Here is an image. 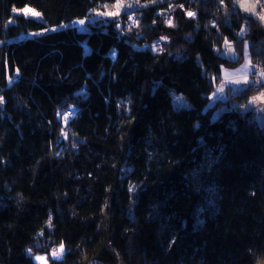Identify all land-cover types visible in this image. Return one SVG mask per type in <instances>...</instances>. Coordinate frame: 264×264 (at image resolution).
Listing matches in <instances>:
<instances>
[{
	"label": "trees",
	"instance_id": "1",
	"mask_svg": "<svg viewBox=\"0 0 264 264\" xmlns=\"http://www.w3.org/2000/svg\"><path fill=\"white\" fill-rule=\"evenodd\" d=\"M117 2L0 0V264H264V125L248 93L210 120L223 43L264 64V26L233 0Z\"/></svg>",
	"mask_w": 264,
	"mask_h": 264
},
{
	"label": "rangeland",
	"instance_id": "2",
	"mask_svg": "<svg viewBox=\"0 0 264 264\" xmlns=\"http://www.w3.org/2000/svg\"><path fill=\"white\" fill-rule=\"evenodd\" d=\"M234 2H235V4L238 6V8H239V10H240V12L242 13V14H244V15H246V16H251V15H247L246 13H244L243 11H241L242 9H240L241 8V4H240V2H246L248 5H255V8H254V14L256 13V15H254V18H256L259 22H261V24L264 26V20H261L260 19V16L261 15H264V1H257V0H233ZM129 3H132V0H130V2ZM254 3V4H253ZM120 4H121V6H120V8L119 9H117V11L119 12V11H121V9H122V7H124V3H122V2H120ZM239 4V5H238ZM26 7H24V8H21V9H18V10H16L15 11V14L16 15H21V16H25V17H28V18H33V19H35V20H38V21H43V19H42V16H41V14L39 15V17H34V16H32V15H25L24 14V12L22 11L23 9H25ZM27 8H29V7H27ZM31 9V8H30ZM33 10V9H32ZM33 11H35V10H33ZM116 11V12H117ZM35 12H37V11H35ZM73 27H74V29H76V30H78V31H80V32H83V25H80V24H78V23H73ZM246 27L245 26H242V28L240 29V31H239V33H238V37L240 38V37H242V36H244V34L246 33ZM232 44V43H231ZM230 44V42H227V41H225L224 43H223V46H222V50H221V56L222 57H224V58H226V59H228V60H236L235 58H236V56H235V50H234V48H233V45H231ZM251 56V55H250ZM252 59V58H251ZM238 60V59H237ZM236 60V61H237ZM252 61H254V64H253V71L249 74V76H248V85H250V87L251 86H253V85H258V87L256 88L257 90H254L253 88H252V90L251 91H249V90H243L242 92H240L239 94H237L236 96H238V95H240V94H242V93H248V97H250L251 95H257V92H260L261 91V87H264V64L262 63V62H260V60H258V59H252ZM257 74L256 75V80H257V83L256 84H251L250 83V76L252 75V74ZM259 80V81H258ZM222 82V78H221V81H220V83ZM220 83H218V85H217V87L218 86H220L221 84ZM249 87V86H248ZM263 91L264 90H262V93H263ZM171 95V102H172V105H173V108L174 109H181V108H189V104L187 103V101L181 96V95H179V94H176V93H171L170 94ZM234 97V96H233ZM231 98V97H230ZM229 98V99H230ZM226 102V101H225ZM224 102V103H225ZM264 102V101H263ZM217 103V102H216ZM216 103H214V104H216ZM247 103H248V99H247V101H246V103L245 104H243V105H238L237 103H235V102H232V101H230V102H228V104H221L217 109H215L214 110V112H212L211 113V115H210V120H216L224 111H226V110H228L229 108H231V106H234V108H236V107H243V106H246L247 105ZM212 104V103H211ZM238 105V106H237ZM249 106H254L255 108H256V110H257V112H258V117H257V122L259 123V124H263L264 123V106H262V108H260L259 109V106H260V103H255L254 101H253V99L252 100H250V102H249ZM242 109V108H241ZM246 110H248V109H246ZM59 249V248H58ZM52 253L53 252H51L50 254H46V253H44V252H36L35 254H33L32 255V260H33V262L35 263V264H41V262H39V261H37L36 259H35V257L36 256H42V257H45V261H46V264H48V259H49V257H50V259H59L60 257H61V253H60V256H59V258H55V257H53L52 256Z\"/></svg>",
	"mask_w": 264,
	"mask_h": 264
},
{
	"label": "crops",
	"instance_id": "3",
	"mask_svg": "<svg viewBox=\"0 0 264 264\" xmlns=\"http://www.w3.org/2000/svg\"><path fill=\"white\" fill-rule=\"evenodd\" d=\"M235 3V2H234ZM242 2H240L241 4ZM254 4V3H253ZM239 5V4H238ZM237 6V5H236ZM238 7V6H237ZM244 13L247 15H251V17H254L256 13L254 14V11H245L242 7ZM231 44V43H230ZM233 45V44H231ZM233 48L235 50V56L236 60L239 58L240 63L236 66H234L231 69H224L222 71V82L221 85L216 87L212 95L210 96V103H224L227 101L230 97L236 96L243 90H252V87L248 85V76L253 71V64L254 61H252L250 52L248 50V46L246 43H243L241 54L239 55L236 51L234 45ZM236 60H230V61H236ZM264 78V77H263ZM259 81V80H258ZM249 86V87H248ZM262 90H264V87H261V91L257 92V95H251L248 97V103L246 106L241 107L242 111H250L254 113L255 119L257 120L258 112L254 106H249L250 100L253 99L255 103H260L259 109L264 106V91L262 93ZM234 108V106H231ZM248 109V110H246ZM262 126L264 125L261 124Z\"/></svg>",
	"mask_w": 264,
	"mask_h": 264
},
{
	"label": "snow or ice",
	"instance_id": "4",
	"mask_svg": "<svg viewBox=\"0 0 264 264\" xmlns=\"http://www.w3.org/2000/svg\"><path fill=\"white\" fill-rule=\"evenodd\" d=\"M120 6H121V4H120V0H118V2H117V4L115 5V7H116L117 9H119ZM241 7H242L245 11H252V10H254L255 5H248L246 2H242V3H241ZM13 11H16V9H13ZM22 11L24 12V14H25L26 16L30 14V15H32V16H34V17H39V15H40L38 12H35V11H33L32 9L27 8V7H26L25 9H23ZM118 14H119L118 11H117V12H106V13H103V15H108V16H114V15H118ZM193 15H194V14L191 13V12L188 13V16H190V17L193 16ZM260 19H261V20H264V15H261V16H260ZM75 23H78V24H80V25H84L85 21H84V20H80V21L75 22ZM169 24H171V21H169ZM118 27H119V25H118ZM52 30L55 31V29H52ZM0 103H2V98H0ZM49 222H51V218H50ZM63 247H64L63 244H61L59 249L53 251L52 256L55 257V258H59L60 253L63 251ZM35 259H36L37 261L41 262V264H46L45 257H42V256H36Z\"/></svg>",
	"mask_w": 264,
	"mask_h": 264
},
{
	"label": "built area",
	"instance_id": "5",
	"mask_svg": "<svg viewBox=\"0 0 264 264\" xmlns=\"http://www.w3.org/2000/svg\"><path fill=\"white\" fill-rule=\"evenodd\" d=\"M257 1H264V0H257ZM127 21L131 24L133 21H132V18L131 17H129V18H127ZM256 73L255 74H252L249 78H250V83L251 84H256L257 83V80H256ZM258 87V85L256 84V85H253V89L254 90H257L256 88Z\"/></svg>",
	"mask_w": 264,
	"mask_h": 264
},
{
	"label": "bare ground",
	"instance_id": "6",
	"mask_svg": "<svg viewBox=\"0 0 264 264\" xmlns=\"http://www.w3.org/2000/svg\"><path fill=\"white\" fill-rule=\"evenodd\" d=\"M83 32H88V28L85 24L83 25Z\"/></svg>",
	"mask_w": 264,
	"mask_h": 264
}]
</instances>
